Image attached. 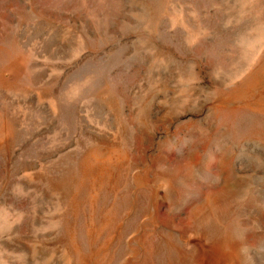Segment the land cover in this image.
Segmentation results:
<instances>
[{
  "label": "rangeland",
  "instance_id": "374dc122",
  "mask_svg": "<svg viewBox=\"0 0 264 264\" xmlns=\"http://www.w3.org/2000/svg\"><path fill=\"white\" fill-rule=\"evenodd\" d=\"M0 264H264V0H0Z\"/></svg>",
  "mask_w": 264,
  "mask_h": 264
}]
</instances>
